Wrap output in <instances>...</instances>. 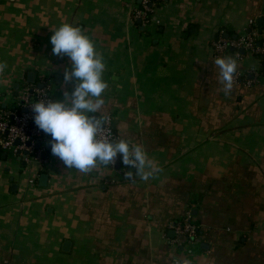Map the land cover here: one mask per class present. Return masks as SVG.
<instances>
[{
  "label": "crops",
  "instance_id": "1",
  "mask_svg": "<svg viewBox=\"0 0 264 264\" xmlns=\"http://www.w3.org/2000/svg\"><path fill=\"white\" fill-rule=\"evenodd\" d=\"M141 2L0 0V112L19 110L25 86L46 83L54 100L71 91L70 61L50 43L71 23L106 63L96 115L160 169L147 181L115 164L82 173L51 154L48 135L40 160L0 149V264H264V61L211 46L250 31L264 45V0H151L146 24ZM217 57L259 78L226 93ZM187 217L193 244L174 245Z\"/></svg>",
  "mask_w": 264,
  "mask_h": 264
},
{
  "label": "clouds",
  "instance_id": "2",
  "mask_svg": "<svg viewBox=\"0 0 264 264\" xmlns=\"http://www.w3.org/2000/svg\"><path fill=\"white\" fill-rule=\"evenodd\" d=\"M52 53L67 56L71 68L63 74L65 82L75 81L63 99L37 100L31 106L34 124L50 137L51 154L67 168L88 173L97 164L109 166L119 155L123 165L131 166L141 180L154 177L159 167L148 159L142 145L130 147L125 140L111 139L108 117L96 115L104 105L103 94L108 87L104 79L106 63L97 52L94 42L79 26L63 23L50 36ZM219 79L227 92L233 86L236 61L231 57H217ZM0 61V73L6 69ZM128 171V178H132ZM184 264H189L185 261Z\"/></svg>",
  "mask_w": 264,
  "mask_h": 264
},
{
  "label": "built area",
  "instance_id": "3",
  "mask_svg": "<svg viewBox=\"0 0 264 264\" xmlns=\"http://www.w3.org/2000/svg\"><path fill=\"white\" fill-rule=\"evenodd\" d=\"M154 1L163 3L165 0ZM152 10L151 0H142L141 8L135 12V18L140 19L146 24ZM211 46L216 56L232 50L234 55L238 57V52L243 50V52L258 56L264 61V45L257 43V34L253 31L241 34L234 39L226 38L220 33L213 39ZM258 71L259 67L251 71L249 75L258 79L260 75ZM249 75L234 73L233 83L243 80L246 84H250L252 81L248 80L247 77ZM47 99H52L48 84L25 86L19 93V110L14 107L11 110L0 112V149L11 156H19L26 153V157L30 156L32 160H40L42 151L36 149V145L44 143L46 134L34 124V113L32 112L31 106L37 100ZM107 128L110 130L111 139L118 141V136L112 130L109 123L107 124ZM26 157L25 160H27ZM119 164L121 175L127 177L128 170L132 167L123 165L121 159ZM174 235V245H177L178 241L180 242L179 238L182 236L186 238L189 245L193 244L196 236V227L190 223L189 217L185 218L180 225L175 227Z\"/></svg>",
  "mask_w": 264,
  "mask_h": 264
},
{
  "label": "water",
  "instance_id": "4",
  "mask_svg": "<svg viewBox=\"0 0 264 264\" xmlns=\"http://www.w3.org/2000/svg\"><path fill=\"white\" fill-rule=\"evenodd\" d=\"M256 25H257L259 28L261 27L262 24H261V20H260V19H258V20L256 21ZM225 37H227V34L225 35ZM233 38H234V37H233ZM240 53L243 54V53H244L243 50H241ZM262 69L264 70V65L262 66ZM26 83H27V84H29V83H33V74H31V73L27 74ZM13 89H14V90H17V85H15V86L13 87ZM14 96L16 97L17 94H15ZM36 147H38V144L36 145ZM24 155H26V153H24ZM119 163H120V156L117 157L116 162H115V165H114V168H115L116 170H118L119 167H120V164H119ZM129 171H132V170L129 169ZM46 177H47L46 175H41V176L39 177L38 185H39L40 187H44V186H45V184H46V179H47ZM170 236H171V237L174 236V235H173V232L170 233ZM179 240H180V242L184 243L185 240H186V238L182 236V237L179 238ZM68 246H69V243H68V242H65L64 245H63V251H66V250L68 249Z\"/></svg>",
  "mask_w": 264,
  "mask_h": 264
},
{
  "label": "trees",
  "instance_id": "5",
  "mask_svg": "<svg viewBox=\"0 0 264 264\" xmlns=\"http://www.w3.org/2000/svg\"><path fill=\"white\" fill-rule=\"evenodd\" d=\"M255 56V55H254ZM258 59H259V57L258 56H256ZM261 72V71H260Z\"/></svg>",
  "mask_w": 264,
  "mask_h": 264
}]
</instances>
